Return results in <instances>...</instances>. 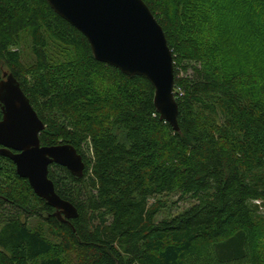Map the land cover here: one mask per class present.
Returning <instances> with one entry per match:
<instances>
[{"label":"trees","instance_id":"16d2710c","mask_svg":"<svg viewBox=\"0 0 264 264\" xmlns=\"http://www.w3.org/2000/svg\"><path fill=\"white\" fill-rule=\"evenodd\" d=\"M144 1L173 50L178 130L161 119L152 83L97 60L48 0H0V81L4 71L19 80L45 123L42 145L71 143L86 164L80 177L49 167L56 192L78 210L60 220L0 154V264H68L71 251L84 264H260L264 0ZM214 18L218 32L208 35ZM26 28L39 71L32 79L13 49ZM48 35L77 51V73L52 68ZM186 60L198 64L180 76ZM84 100L91 112L83 125L63 117ZM176 201L187 207L166 214ZM33 216L58 243L31 225ZM207 251L211 262L199 263Z\"/></svg>","mask_w":264,"mask_h":264},{"label":"water","instance_id":"95a60500","mask_svg":"<svg viewBox=\"0 0 264 264\" xmlns=\"http://www.w3.org/2000/svg\"><path fill=\"white\" fill-rule=\"evenodd\" d=\"M62 18L88 39L93 56L123 73L145 76L154 87V104L161 119L179 129L175 97L173 50L162 25L144 0H48ZM0 154L10 158L17 173L28 179L35 193L56 209L60 220L78 216L49 177L56 163L75 176L84 174L85 161L71 143L42 145L44 121L32 106L17 77L3 72L0 81Z\"/></svg>","mask_w":264,"mask_h":264},{"label":"rangeland","instance_id":"374dc122","mask_svg":"<svg viewBox=\"0 0 264 264\" xmlns=\"http://www.w3.org/2000/svg\"><path fill=\"white\" fill-rule=\"evenodd\" d=\"M256 10H260L259 8H256ZM261 14V13H260ZM216 22V19H213V24H208L209 25V30L205 31L206 34L209 35L211 32L213 35H215L218 31L213 30V25ZM210 36H212L210 34ZM220 37V36H219ZM221 40V38H220ZM47 41H48V47H47V56H48V61L52 65V68H58L59 70L61 69L63 72H67L68 70L74 71V73H77L75 71V65L73 63L75 62L78 53L77 51L71 47V46H66L62 44L59 40H57L55 37L48 35L47 36ZM225 42V40L223 41ZM13 49L19 50L21 53V59L23 63V68L25 75L28 76L29 78L35 77V75L39 74V71L36 69V58L35 54L33 52V47H32V39H31V32L29 28H26L22 30L19 34L18 38V43L16 46L13 47ZM198 62L195 60H186L183 61L181 67H180V76H189L193 73V66L197 65ZM77 70V68H76ZM69 81V78H68ZM91 112V104L89 100H84V101H78L72 106L68 107L63 111L61 114L65 118H71L75 124L78 126L83 125V119L86 117L85 115ZM89 155V151H86ZM4 162H2V165ZM10 174V172H9ZM171 204V202H170ZM183 203H179L176 201L175 204H171L166 208V214H175L177 210H175L178 207H182L181 209L183 210L187 206L183 207ZM36 208H39V205H36ZM160 218V216H159ZM31 225L35 227H42L43 231L45 234L50 238L55 243L59 242V239L53 237L51 233V228L48 224L44 222V220L40 216H33L29 219ZM256 243L258 242V245L256 246L260 251L257 249V255L259 258V263L264 264V230L260 231L258 234V237L256 236ZM211 247V246H210ZM208 248V246H207ZM199 254V252H198ZM204 255H207L206 258H202L199 263H207L211 262V256L209 252L207 251V254L203 252ZM251 254H253V251L251 249ZM64 256H66V259L68 261V264H84V258L81 252L79 251H71L69 253H65ZM253 257V255H252ZM194 261V259H193Z\"/></svg>","mask_w":264,"mask_h":264},{"label":"flooded vegetation","instance_id":"af4514ba","mask_svg":"<svg viewBox=\"0 0 264 264\" xmlns=\"http://www.w3.org/2000/svg\"><path fill=\"white\" fill-rule=\"evenodd\" d=\"M2 119V118H1Z\"/></svg>","mask_w":264,"mask_h":264}]
</instances>
